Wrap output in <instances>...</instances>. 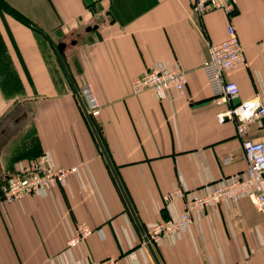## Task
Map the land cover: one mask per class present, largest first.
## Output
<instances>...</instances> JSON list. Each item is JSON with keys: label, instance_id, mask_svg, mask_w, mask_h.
<instances>
[{"label": "crops", "instance_id": "obj_1", "mask_svg": "<svg viewBox=\"0 0 264 264\" xmlns=\"http://www.w3.org/2000/svg\"><path fill=\"white\" fill-rule=\"evenodd\" d=\"M192 2L0 0V197L18 163L43 153L78 169L47 195L0 203V264H156L73 86L95 91L92 124L145 234L181 211V200H162L180 179L195 189L246 167L200 67L230 23L245 57L224 73L238 87L235 100L264 90V0H234L230 16L195 15ZM156 62L184 71L182 90L160 100L133 93L132 79ZM246 135L264 142V127ZM82 222L94 232L68 253ZM139 247L146 262L130 257ZM151 248L158 264H264V213L247 198L217 204Z\"/></svg>", "mask_w": 264, "mask_h": 264}, {"label": "built area", "instance_id": "obj_2", "mask_svg": "<svg viewBox=\"0 0 264 264\" xmlns=\"http://www.w3.org/2000/svg\"><path fill=\"white\" fill-rule=\"evenodd\" d=\"M211 10H220L226 16L234 12V0H193L191 11L202 15ZM225 38L209 44L208 59L202 63L201 71L207 82L210 100L214 106L223 109L216 113V120H231L235 134L240 140L242 158L246 167L237 174L219 178L213 183L190 189L180 179L179 185L162 195L164 203L174 200L182 201L181 211L173 218L158 221L147 228L146 240L142 245L147 247L158 245L162 238H171L194 221L198 223L203 212L217 204L232 203L240 198H247L259 213H264V142L254 140L246 135L250 125L264 127V90L233 104L238 98V87L234 81L227 80L224 73L229 69L245 64L243 49L239 43L233 26L229 23L225 28ZM185 83L184 71L179 66L170 67L156 62L146 73L131 81L133 93L148 90L157 100L163 99L171 91H181ZM79 96L89 116L95 117L100 112V104L90 83H83L78 88ZM226 163L228 159H223ZM78 171L76 166H60L54 164L49 155L43 153L27 162H19L14 174L7 177L1 187L0 203L8 204L26 195H47L52 186L64 185L69 176ZM94 232L85 223H79L66 241V251L82 242ZM141 255L146 262L142 248L130 252L132 260ZM88 264H117L114 258H107Z\"/></svg>", "mask_w": 264, "mask_h": 264}, {"label": "water", "instance_id": "obj_3", "mask_svg": "<svg viewBox=\"0 0 264 264\" xmlns=\"http://www.w3.org/2000/svg\"><path fill=\"white\" fill-rule=\"evenodd\" d=\"M63 48H64V44L58 45V46L56 47V53H57V56H58V58L60 59L62 65H63V62H62V49H63ZM63 66H64V65H63ZM73 88H74L75 94H76V96H77V98H78V100H79V103H80V105H81V107H82V109H83V111H84V113H85V115H86V117H87V119H88V121H89V123H90L92 129H93V132H94V134H95V137H96L98 143L100 144V147H101V149H102V151H103V154H104V156H105V158H106V160H107V162H108V164H109V166H110V168H111V170H112V172H113V174H114V176H115V178H116V181H117V183H118V185H119V188H120V190H121V192H122V194H123V197H124V199H125V201H126L128 207H129V210H130V212L132 213L135 222H136L137 225L140 227V229H141V231H142V234H143V237H144V240H146V235H145L144 231L142 230V228H141V226H140V224H139V221H138V219H137V217H136V215H135V213H134V211H133V209H132V207H131V205H130V203H129V200L127 199V197H126V195H125V193H124V191H123V188H122V186H121V184H120V182H119V180H118V178H117V176H116V174H115V171H114V169H113V167H112V165H111V163H110V161H109V159H108V156H107V154H106V152H105V150H104V148H103V146H102V143L100 142V139H99V137H98V135H97V132H96V130L94 129V126H93V124H92L91 117L88 115V113H87V111H86V109H85V107H84V104H83V102H82V100H81V98H80V96H79L78 89H77L75 86H73ZM238 102H239L238 100H233V104H237ZM147 248H148V250H149V252H150V254H151L153 260L155 261V263L158 264V261H157L155 255H154V253H153V250H152L151 246H150L148 243H147Z\"/></svg>", "mask_w": 264, "mask_h": 264}]
</instances>
